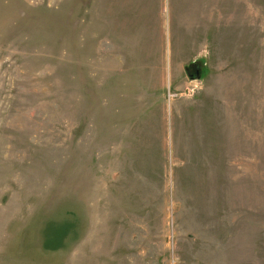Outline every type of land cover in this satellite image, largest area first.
Returning <instances> with one entry per match:
<instances>
[{
  "label": "rangeland",
  "instance_id": "obj_1",
  "mask_svg": "<svg viewBox=\"0 0 264 264\" xmlns=\"http://www.w3.org/2000/svg\"><path fill=\"white\" fill-rule=\"evenodd\" d=\"M0 264H264V0H0Z\"/></svg>",
  "mask_w": 264,
  "mask_h": 264
},
{
  "label": "flooded vegetation",
  "instance_id": "obj_2",
  "mask_svg": "<svg viewBox=\"0 0 264 264\" xmlns=\"http://www.w3.org/2000/svg\"><path fill=\"white\" fill-rule=\"evenodd\" d=\"M189 71V70H188ZM194 73H197V71L196 70H194Z\"/></svg>",
  "mask_w": 264,
  "mask_h": 264
}]
</instances>
